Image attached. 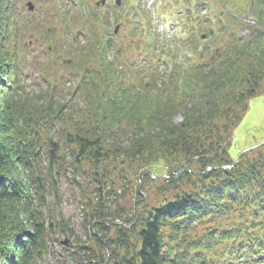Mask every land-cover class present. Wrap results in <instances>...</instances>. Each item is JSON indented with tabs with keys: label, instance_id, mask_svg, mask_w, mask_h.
<instances>
[{
	"label": "trees",
	"instance_id": "trees-1",
	"mask_svg": "<svg viewBox=\"0 0 264 264\" xmlns=\"http://www.w3.org/2000/svg\"><path fill=\"white\" fill-rule=\"evenodd\" d=\"M26 1L0 0V264H51L60 233L75 237L76 264H264V145L231 153L251 100L264 94V0H216L220 13L184 31L167 73L152 65L166 57L154 36L146 57L129 62L95 13L58 0L73 62L47 47L63 70L42 66L38 95L27 88L23 39L48 19ZM251 7L255 33L242 41ZM68 74L76 81L66 88ZM66 90L82 117L62 101ZM66 174L84 193L85 240L49 205ZM155 184L163 199L152 206L144 194Z\"/></svg>",
	"mask_w": 264,
	"mask_h": 264
},
{
	"label": "rangeland",
	"instance_id": "rangeland-1",
	"mask_svg": "<svg viewBox=\"0 0 264 264\" xmlns=\"http://www.w3.org/2000/svg\"><path fill=\"white\" fill-rule=\"evenodd\" d=\"M96 1L97 0H72L71 5L66 6V8L73 9L77 12L82 9V14L85 17V15L90 12H102V9H98V11L95 10ZM236 1L242 2V0ZM34 2L39 8L40 13L42 12L46 15L48 20L44 19L42 22L43 27L40 32H29L28 35L25 36V39H23L26 46L25 50L28 52V55H26L23 61V69L25 73H29L26 79L28 90L30 93L38 95L40 94V89L43 87L40 68L46 66L47 70H52V72L58 70V75H61V70H63L61 60H70V62H73L74 55L72 53L70 54L71 51L68 50L66 46L68 35L65 34L66 28L56 11L59 5L58 0H35ZM82 6L85 7L82 8ZM62 7L65 8L64 6ZM221 7L223 8L224 5H221L216 0H125V5L120 10H103L105 20H101L99 23L95 24V26L98 31L106 27L112 32L116 22L125 23L129 21V24H123L120 37L114 38L110 36L111 32L108 34L112 40L114 39V41L118 43V47H122L129 62L134 60L141 62L146 57L152 47V45L147 43V40L149 41V39L154 36L158 40L157 48H154L159 52L161 51L166 57L157 59V61L152 59V65L154 68L159 67L161 72L167 73L170 71L171 67L167 65L166 61H175V55L177 60L181 58L176 48L179 46L182 37H188V34H184V31L190 29L192 33L197 30L198 20L201 15H212L213 17L215 13H220ZM196 9H200V12H194ZM208 23L205 25H209ZM255 23L256 21L252 15L251 7V11L243 17V23L239 29L242 41L254 35ZM52 28L53 30H51ZM202 39L205 42L209 40L207 36ZM82 40H84V38H82ZM54 44L58 45L61 49V60L54 55L51 56L46 53L47 47L53 46ZM23 49L24 48L21 50ZM109 50L108 59H112L115 53V46H110ZM25 52H22V55H24ZM173 53H175L174 56L169 59L168 56H171ZM184 54L187 55V57H193L191 51L187 50ZM152 55H154L153 52ZM65 77L67 79L66 88L73 85L76 81V77L70 74ZM61 95H63L62 101H65L68 106H75L78 114L77 116L82 117L80 115L83 114L81 112V107L83 106L81 101L71 96L67 90ZM181 118L182 115L180 113L174 120L178 122ZM263 139L264 94L251 100L249 110L234 135L231 153L237 154L239 149L244 146L251 147L257 144L259 145L264 142L262 141ZM64 152H66V150ZM65 159H67L66 161H71L67 154ZM69 169V172H71L72 168L69 167ZM151 176L156 178L152 173ZM71 177V174H66L61 177L58 189L60 199L57 200L55 195H50L48 198L49 205L53 210V214H60L65 219L69 220L76 234L80 235L82 239L85 240V230L83 228L84 205L82 202L84 193L79 189L78 185ZM78 179L82 183H86L84 175L79 176ZM116 182V188L118 191H121L123 188L120 182L118 180ZM157 186L158 184H155L149 189V199L146 198L144 194V200L152 206L156 205L160 199H163V196L158 193ZM133 190L134 189H132V192ZM126 191L127 193L123 195L122 203L128 212H130V207L133 205L134 201V195L131 194L130 187ZM53 237L49 263L76 264L69 255L72 251L78 250L75 237H68L61 233L54 234ZM66 240H68V243L65 244L64 242ZM68 244H71L72 247L66 248ZM82 263L85 264V262Z\"/></svg>",
	"mask_w": 264,
	"mask_h": 264
},
{
	"label": "flooded vegetation",
	"instance_id": "flooded-vegetation-1",
	"mask_svg": "<svg viewBox=\"0 0 264 264\" xmlns=\"http://www.w3.org/2000/svg\"><path fill=\"white\" fill-rule=\"evenodd\" d=\"M98 7H100V9H102V12H103V10L106 11L107 9L108 10H110V9L111 10L112 9L120 10L123 8V1H122L121 5H117L116 0H105V2L104 3L101 2V4ZM119 35H120V30L116 36H119Z\"/></svg>",
	"mask_w": 264,
	"mask_h": 264
},
{
	"label": "water",
	"instance_id": "water-1",
	"mask_svg": "<svg viewBox=\"0 0 264 264\" xmlns=\"http://www.w3.org/2000/svg\"><path fill=\"white\" fill-rule=\"evenodd\" d=\"M118 2H119V0H118ZM26 4H27V6H28L29 11H34V10H35L36 6H35V4H34L32 1H28ZM118 28H119V27H117L116 30H117ZM263 144H264V142L261 143V144H259V145H257V146H254V147H251V148L245 150V151L242 153V155L245 154V153H248V152H250V151H252V150H256V149H258V148H259L260 146H262ZM242 155H241V156H242ZM237 161H238V160H237ZM148 174H151V172H148ZM140 189H141V186L139 187V190H140ZM64 243H65V244L68 243V240H66Z\"/></svg>",
	"mask_w": 264,
	"mask_h": 264
}]
</instances>
